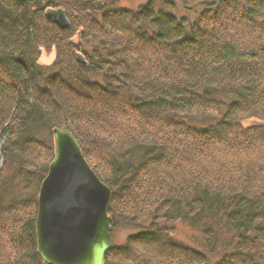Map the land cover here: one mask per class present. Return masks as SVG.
Segmentation results:
<instances>
[{
	"label": "trees",
	"instance_id": "obj_1",
	"mask_svg": "<svg viewBox=\"0 0 264 264\" xmlns=\"http://www.w3.org/2000/svg\"><path fill=\"white\" fill-rule=\"evenodd\" d=\"M116 1L0 0V264H45L53 128L109 187L112 230H136L103 264H264V0Z\"/></svg>",
	"mask_w": 264,
	"mask_h": 264
},
{
	"label": "water",
	"instance_id": "obj_2",
	"mask_svg": "<svg viewBox=\"0 0 264 264\" xmlns=\"http://www.w3.org/2000/svg\"><path fill=\"white\" fill-rule=\"evenodd\" d=\"M27 5L38 0H20ZM47 21L66 29L61 8H47ZM80 64L83 55L77 54ZM54 157L37 196L36 240L45 264H103L112 245V218L107 205L109 187L84 158L73 134L53 128Z\"/></svg>",
	"mask_w": 264,
	"mask_h": 264
},
{
	"label": "rangeland",
	"instance_id": "obj_3",
	"mask_svg": "<svg viewBox=\"0 0 264 264\" xmlns=\"http://www.w3.org/2000/svg\"><path fill=\"white\" fill-rule=\"evenodd\" d=\"M147 0H117L115 3L116 7L119 8H132L136 9L139 5L143 4ZM176 13L180 15H186L187 17L193 18V15L190 13H186L183 11L181 7H176L175 9ZM54 60V54L53 53H41L39 56V62L42 64L46 65L47 67H51L50 69L55 70V67L52 68ZM51 70V71H52ZM1 166V164H0ZM112 232L110 233L111 235V242L114 245H119L122 244L127 237V235L135 232L136 230L134 228H129V227H115ZM174 234L177 239L180 241L187 243L188 245L192 244L195 246L201 245L202 239L199 234L198 230H195L191 228L187 223L185 222H176L175 223V231Z\"/></svg>",
	"mask_w": 264,
	"mask_h": 264
}]
</instances>
